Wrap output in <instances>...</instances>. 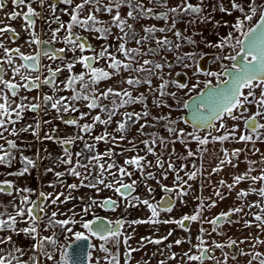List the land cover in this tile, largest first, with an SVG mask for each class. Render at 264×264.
<instances>
[{
    "label": "snow or ice",
    "instance_id": "obj_1",
    "mask_svg": "<svg viewBox=\"0 0 264 264\" xmlns=\"http://www.w3.org/2000/svg\"><path fill=\"white\" fill-rule=\"evenodd\" d=\"M36 2L40 4L41 8L46 3L48 4L53 20L46 21V23L51 24L54 22L59 25L57 28L51 30L49 40H41L40 34L35 30L37 19L41 18V14L32 7V4ZM12 3L17 8L26 7L27 11H13L9 14L8 19L15 21L21 18L24 21L23 26L30 35V39L26 43L29 47L36 45L37 50L34 55H26L21 52L19 47L9 49L3 42H0V49L3 50V58L0 59V140L5 142L0 144V166L12 168L14 161L17 159V156L14 154L16 152L21 153L20 163L22 164L21 168L14 172L10 171L7 175L15 177L30 175L33 170L39 168L41 158L39 152L36 153L35 158L23 155L22 149L19 148L16 140L9 139L8 136H5V133H8L9 136L19 137L22 133L31 132L41 142L44 140H57L61 145H71L76 140L84 139L82 135L58 139L49 133H45L41 137L39 120L34 125L21 124L17 128L16 125L24 119L25 112L39 113L42 108L47 112L50 108L57 113V119L64 120V117L60 115L61 112H68L69 110L79 111L74 106V102L86 101L85 106L88 109H99L100 113L105 114L107 118L102 119L101 114L98 113L92 116L93 122L91 124L85 123L81 125L76 120H64V122L76 125L80 128L81 132L90 134L96 124L104 125L107 128L112 123L113 117L119 113L120 108L141 104L143 105L141 112L122 113L123 119L117 122L115 129L116 132L120 133L119 137L111 135L105 130L102 135L95 136L94 140L97 143L102 141L105 144L111 143L119 146L118 141L126 140V133L133 125L140 124L141 120H144L145 123L140 124L137 131L142 136H150L151 139L141 141L145 146V155L138 154V145L134 140L128 141L132 147L125 149V151L136 152L137 154L125 158L123 165L118 164L113 157L117 155L122 156L124 152L117 153L114 147H109L105 152L99 153L96 151L94 144L85 142L84 148L88 152L94 153L90 157L85 158L86 163L79 159L82 153L75 154L77 159L73 163L72 153L65 147L63 149L64 156L58 158L54 163L70 166L67 168L66 173L56 171L52 166H46L43 174L53 173L58 179L65 174H70L77 178L80 181L79 184L64 185V182L60 181V184L67 189V193L65 191H53L49 193L40 191L38 197L34 200L31 198L35 194L34 189L29 187L20 188L13 181L7 179L0 181V194L11 197L15 192V197L9 201L7 206L0 205V208H2L0 210V264H43L44 261L51 262V264H70V255L67 249L72 248V245L70 243L61 244L59 240L60 235L64 236L65 241L74 238L75 241L81 242L77 245V248L73 249V252L76 253V264H80L85 255L86 242L93 237L103 242L100 244V250L106 253L104 257L106 264H120L118 251L114 253L106 245L111 244L112 247L119 249L121 237H123L126 256L130 261L133 252L141 251L147 244H162L173 235L174 231L169 230L167 235L158 239H153L151 236H143L138 241L140 246L132 248L129 244L132 236L121 231L125 224L133 232H135L134 226L136 225H149L158 231L156 226L162 224H176L179 228L189 231L186 222L188 224L199 223L201 225L199 229L201 235L197 236L198 242L192 244V248L185 252L181 259L186 257V264L193 261L198 262V264H205V260L214 261L215 264H228L229 254L224 249L238 247L237 240L229 238L226 244L213 240L211 245H209L208 241L204 239L203 234L207 233L210 236L211 232H208L203 225L205 223L210 224L212 232L224 235V224L232 225L240 222L238 219L233 220L232 217L244 212L245 205L243 201L250 194H256L260 199L248 204L247 208L249 210L256 208L259 209V212L252 213L253 221L256 222L255 225H253L252 221L244 220L243 226L245 228L255 226L257 229L264 231V167L259 169V175H252L251 173L257 169L250 166L245 173L235 175L232 183L221 179L218 185L212 186V196L203 197L201 195L196 197L198 203L192 214H184L179 219H161V212H173V209L176 207L174 201L179 200L181 204L186 203L184 198L189 195V192L185 189L186 187H191L190 182L205 177L206 169L204 165L202 163L197 165L196 160L203 159L207 146L210 143H223L230 139H237L235 136L237 129L233 127V129L229 130L223 123L225 115L233 120H239L244 112L248 110L247 106L255 105L257 111L251 117L245 118V126L256 135L255 137L247 134L241 135L238 137V142L254 143L255 140H261L264 137V132L259 131L264 129V123H258L257 121L258 116L264 117V0H212L211 4H208L206 0H199L197 4L191 3L190 0H181V3L177 6L168 8L167 11L159 14H155L153 8L145 7L138 0H109V3L104 4L102 9L100 6L101 0H82L81 3L76 4L71 9L70 21L67 23L63 22L56 15L58 5L57 3H53L52 0H30V2H26V0H12ZM59 3L71 6L73 5V0H59ZM149 3L167 8V0H149ZM86 5H91L94 11L90 10L86 17L81 18V13ZM3 7L4 4L0 3V9ZM122 7L129 9L127 18H122L121 16L120 9ZM101 10L107 14H111L115 10V15L112 16L110 22L111 26H107L105 22L98 20L96 13ZM61 11L69 14L67 9H61ZM169 12L174 14L170 27L156 28L154 25L144 27V35L140 39L135 40L139 47H126L127 43L138 35L133 25L128 23V19L138 21L145 18H155L163 19L167 22ZM216 12L228 17H232L234 13H238V15L231 21L224 20L223 18L218 20L214 15ZM150 13L153 14V17H149ZM186 14L193 17V19L187 21L189 25L199 22L201 24L211 23L214 29H219L220 27L229 28L230 30L227 35L219 36L217 32L218 41L214 44L206 43V46L218 48L221 52L225 48H231L235 51V55L229 54L218 57V59L232 62L230 68L224 65L223 74L228 76L229 79H220L221 73L219 72H205L204 75L217 78V85L211 86V81L206 82L205 88L208 91L194 97L191 104L187 101L183 104L184 108H191L194 129L208 130L207 135L203 137L196 130L185 132L184 129H178L175 127L177 121H173L170 116H152L151 111L148 109V97L144 93L133 96L132 92L127 89L116 91L110 87L100 91L95 87L101 81L110 80L114 75H120L121 69L127 72H135L138 75L129 77L127 80H122L121 83L133 88H139L141 85L146 84L148 85V92L153 96V103L157 108H171L162 98L171 96L175 99L176 94L166 91L168 82L160 74L165 64L168 67H171V64H168L166 57L163 64L149 59H145L141 64L138 57L158 55L161 50L178 52L182 47L180 43L174 44L166 35L162 38H157L155 34L156 32L165 33L172 31V29L176 28L177 22L182 20ZM77 27L85 32L99 34L95 38L105 41L112 35V27L118 28L122 35L116 37L120 41L116 52L122 54L127 62L118 59L114 53L109 51L111 45H105L97 52L90 44L82 42L85 38L73 31ZM62 32L64 33L63 36L60 35ZM4 33H12L14 39L19 37V33L9 26L0 27V36ZM174 35L178 41H185L189 45H196L198 43L192 36H185L179 30L175 31ZM194 35H201V33H195ZM149 41H154L156 47H149L146 52L142 51L143 46L148 44ZM57 42H63L65 47L51 50L45 48L46 45ZM77 51L81 53L80 56H76ZM85 51H91L93 55H83ZM68 52L72 53V59L63 63L62 67L57 66L53 69L49 65H41V56L53 61L57 59L64 61ZM60 53H64L65 55L61 56L59 55ZM192 56L193 53L177 55V61L182 63L185 59H191ZM17 58L22 63L17 64ZM101 59L107 62V69L94 66ZM76 64L82 65L86 71L79 74L73 73ZM184 66L188 67L189 65L185 64ZM42 68L46 69L48 73L43 79H41ZM65 70L70 75L65 81L60 82L64 85L61 88L57 84L56 78L58 74ZM8 71H11L12 76L10 79H5ZM139 74H143V78ZM86 76L88 79H86ZM17 77H19V80L16 79ZM153 77L161 81L159 87L155 89L152 87ZM77 84L80 85L79 90L75 87ZM42 85L51 86L54 93L53 95L45 94L42 97V103L33 102L40 101L41 97L39 96L30 99L26 95H20L21 89L31 92L39 90ZM198 86L199 82L193 85V90ZM179 87L187 88L188 85L180 84ZM245 89L248 90L247 94L244 92ZM256 89H260L259 97L256 95ZM61 91H71L73 94L70 97L55 95L56 92ZM109 98H111L112 108H108L101 103L102 99ZM25 101L28 102L25 103ZM90 114V112L82 113L81 119ZM149 117L156 121V123L163 122L164 129L169 136L165 137L158 132H145L146 128H154L156 126V124L147 123ZM216 121H220L219 128L216 127ZM43 123L48 124L51 121L45 120ZM184 123H188V121L185 120ZM220 129H224L223 135H212V130L219 131ZM53 131L56 130L53 129ZM192 142H195L198 146L195 151L189 147ZM177 143L183 146L186 155L177 152L175 147ZM241 151V149H234L229 152L227 149H224L222 158H219L218 163L207 173L209 178L208 183L211 184L210 177L222 172L225 166L237 167L236 164H233V159H238ZM254 151L258 152L259 150L255 149ZM149 156L153 157V159H149ZM177 160L181 161L179 165L176 163ZM184 161H191L190 166L188 163H184ZM248 163L252 165L256 162L249 161ZM260 163L264 164V156H262ZM129 168L132 170L130 171ZM79 169H84V171L82 172ZM170 175L172 176V186L162 182L167 181ZM125 178L130 182H125ZM149 181H154L164 193L168 194L164 200L155 201L154 193L156 189L152 187ZM244 181H250L251 183L248 190L237 192V199L241 201L240 206L230 208L227 212H220L215 217L209 218L205 216L206 212H210L217 206L218 200L222 201L226 199V195L220 191L221 188H227L230 193L237 185ZM138 185H143L151 199L134 195ZM256 185H259V187ZM101 186L119 194L125 202V208L145 207L150 213L149 217L147 219H135L132 221L118 219L115 221L108 220L107 222L99 217L92 220L85 219L84 217L89 214L94 215L92 212L94 207L111 211H116L119 207L117 200L111 198H106L102 202H99L93 197H88L87 201L84 202L85 197L73 195L81 187L95 189L99 192L103 190ZM47 187L55 189L57 185L55 182H52ZM203 187L204 185L201 184V190H203ZM75 200L84 202L79 213L75 207L68 208L67 211H60L61 205H66L70 201ZM9 208H11V211H8ZM48 209H52L50 215ZM77 216H80L79 220L76 219ZM58 217L64 218L60 219ZM21 224L27 226H20ZM41 224L44 225L43 229H41ZM77 224L86 230V232L74 231ZM56 229H59V232ZM42 231H50L51 234L42 235ZM13 234L16 236H20L21 234L27 236L32 241L29 248L25 249L17 246L16 241L13 239ZM254 239L253 248L257 244L264 245V239H260L259 235ZM245 242L242 240L239 243ZM183 243L191 244V239H177L174 241V244L177 246ZM167 247L170 250L173 245L170 243ZM192 249H196V254L192 253ZM216 249L221 251L223 259L215 256ZM57 253H59V259H57ZM240 254L251 257L249 264L257 260L258 264H264V253L262 252L245 253L241 250ZM176 256V253H172L168 259L175 260ZM88 258L91 259V254H88ZM231 259L235 260V255ZM96 264H99L98 260ZM145 264H148V262L145 261ZM159 264H166V261L161 260Z\"/></svg>",
    "mask_w": 264,
    "mask_h": 264
},
{
    "label": "flooded vegetation",
    "instance_id": "obj_2",
    "mask_svg": "<svg viewBox=\"0 0 264 264\" xmlns=\"http://www.w3.org/2000/svg\"><path fill=\"white\" fill-rule=\"evenodd\" d=\"M26 2H30V0H26ZM53 3H57L58 7H57V13L56 15H58L60 17V19L67 23L70 21V13H71V9L73 7H75L76 4H79L82 2V0H73V5L68 6V5H64L62 3H59V0H52ZM139 3H142L145 7H151L154 9V13L155 14H159L161 12H165L168 10V8L171 7H175L177 6L179 3H181V0H177L176 4H173V0H167V8L164 7H160L158 5H154V4H150L149 0H138ZM191 3L193 4H197L199 2V0H190ZM206 2L208 4L212 3V0H206ZM0 3L4 4V7L2 9H0V21H2V23H0V27H4V26H9L12 27L16 30L17 33H19V37L15 38L13 37L12 33H4L2 36H0V42H3L5 44L6 47H8L9 49L12 48H16L19 47L21 52H23L24 54H35L36 50H37V46L36 45H32V47H29L28 44L26 43L27 40L30 39V35L29 32L25 30L24 28V21L21 18H18L17 20L13 21L8 19L9 14L13 11H22V12H26L27 8L23 7V8H17L13 5L12 0H0ZM109 3V0H101V9L103 8L104 4ZM32 7L41 14V18L37 19V23H36V31L40 34V38L41 40H49L50 39V35H51V30L57 28L59 25L56 23H51L48 24L46 23V21H50L53 20V17L51 15V12L48 8V4L46 3L44 5L43 8H41L40 4L38 2L33 3ZM61 9H67L69 14H65L64 12L61 11ZM94 11V8L91 5H86L85 9L83 10V14H85L84 17H86L89 14V11ZM127 10V11H125ZM129 11V9L127 7H122L120 9L121 12V16L122 18H127V12ZM81 13V14H82ZM98 20L105 22V25L107 26H111V19L112 16L115 15V10L111 13V14H107L105 13L103 10H101L100 12L96 13ZM173 13L169 12L168 18L171 19L173 18ZM214 15H216V13H214ZM238 15V14H237ZM236 16V14L234 13L232 17H228L225 16L223 14L219 15L218 18L221 19L223 18L224 20H233L234 17ZM149 17H153V14L150 13ZM187 17V14L183 17L182 20H180L179 22H177L176 24V28L175 29H180L182 27H180V25L184 24L183 28H187L186 25L187 23L184 22L185 19ZM82 18V17H81ZM172 20V19H171ZM143 21L148 22L151 26H155L156 28H164V27H170L172 22H170V25L166 24V22L163 19H155V18H145V19H140L138 21H133L131 19H128V23L132 24L135 31L139 30V26L140 23H142ZM184 22V23H183ZM203 27V37H202V41H201V45H203L206 41L209 43H216L218 41V36H217V32L219 33V36H225L227 35V33L229 32V28L226 27H220L219 29H212L211 27L212 24L211 23H207V24H202ZM76 29V30H75ZM174 29V30H175ZM116 30H119L116 27H112V35L109 36V38L105 41L103 39H96L95 37L99 34L96 33H90V32H85L80 28H74V32L78 33L79 35H81L82 37H84V43L86 44H90L92 46V48L96 49L97 52H99L101 49L99 48V45H97V42L103 44V46L105 45H109V44H117L119 45L120 41H118L115 37H114V32ZM127 30V29H126ZM173 30V29H172ZM61 36L64 35V33H60ZM122 35V34H121ZM135 39L131 40L130 42L127 43L126 47H128L132 42H134ZM107 43V44H106ZM151 42L149 41V44ZM152 45V44H150ZM65 47V44L63 42H57L54 44H48L45 46L46 49H59ZM230 50H232L231 48H226L223 50V52H221V50L217 49L215 51L212 52V54H206L204 56L201 57V66H202V72H208L210 70V68H207V63H210L212 61L214 62H218L217 60H222V66L223 69L220 71L221 73V77L220 79H225V75L224 73V65H227L229 68L231 67V61L228 60H223V59H218V57L221 56H227L229 54L231 55H235L230 53ZM113 52V51H110ZM59 55L64 56V53H60ZM81 53L79 51L76 52V56H80ZM83 55H93V53L91 51H85L83 53ZM119 56H117L118 58ZM3 58V50L0 49V59ZM72 59V53L68 52L66 55V60H71ZM61 60L57 59V60H50L47 59L44 56H41V65H49L51 66L53 69H55L57 66H63L60 65L59 62ZM16 63H22V61H20L18 58L16 60ZM95 67H103L105 69H107V62L103 59L99 60L97 63L94 64ZM67 70H65L66 72ZM86 70L82 67V65L80 64H76L75 68L73 69V72L75 74H79L81 72H85ZM68 72V71H67ZM63 73V72H62ZM62 73L58 74L57 78H56V82L57 80L62 76ZM47 70L42 68V75H41V79L44 78V76H47ZM12 76L11 71H8L7 74L5 75V79H10ZM113 78V77H112ZM17 80H19V77L16 78ZM86 79H88V77L86 76ZM111 80V79H110ZM102 82V81H101ZM218 83V81L216 80V84ZM100 84V83H99ZM212 84V83H211ZM214 84V85H216ZM75 87L77 88V90L80 89V85L77 84L75 85ZM97 88V86H95ZM44 88H52L51 86H45L42 85L41 88L39 90H33L31 92H27L23 89L20 90V95L21 96H28L30 99L32 97H36L39 96L41 97V90ZM100 91L106 90L104 88H97ZM116 91H118L117 89H115ZM202 90H200L198 93H200ZM196 93V94H198ZM196 94H194L193 96H195ZM192 96V97H193ZM191 98V97H190ZM18 99V98H17ZM28 101H25V103H27ZM33 102H41L42 103V98L40 101H33ZM77 104L76 108L79 109V111H71L69 110L68 112H61L60 115H62L64 117V120H76L79 124H91L92 121V116L97 115L98 113L100 114V110L99 109H95V110H90L88 108H86V101H79V102H74ZM101 103L103 105H106L108 108H112V102H111V98L109 99H102ZM83 109L85 111H83ZM90 112L91 114L89 116L84 117L83 119H81V114L82 113H88ZM101 115L103 116L104 119H106V115L101 113ZM118 115V114H117ZM116 115V116H117ZM46 116L48 118L49 121H51V123L48 124H53L51 130L47 131L44 129L43 125H42V118ZM116 116L113 117L112 123L107 126V128H105L104 125H99L96 124L95 128L91 131L90 134L88 133H84L81 132L80 128H75L73 131H67V130H63L60 131V129H58L59 125H64L66 127H71V126H76V125H72V124H68L65 123L64 120H60L57 119V113L55 112V110H51L50 108L47 110V112H45V110H42L39 113H33V112H25L24 113V119L22 121H20L16 127L19 128L21 126V124L23 125H28V124H35L38 120L40 121V135L41 137L44 136L45 133H49L55 137H57L58 139H64V138H68V137H76L77 135H82L84 137L83 140H76V142L74 144L71 145H61L60 143L57 142V140H44L43 142L37 140L32 134L31 132L28 133H22L19 137H13V136H9L8 133H5V136H8L9 139H14L16 140L18 146L20 149H22V154L28 156V154H34L36 156V153L39 152V156L41 158L40 163H39V168L37 170H33V172H35L36 174H39L41 176L44 170V168L46 166H52L55 168L56 171L59 172H65L68 167V165H57L54 162L60 158L64 156V151L63 149L65 147H67L70 152L72 153L73 156V163H75L77 157H76V153H82V155L79 157V159L82 162H87L86 161V157H90L91 155H93L94 153L88 152L85 148H84V144L85 142H87L88 144H94L95 145V149L97 152L99 153H103L105 152L109 147H114L117 153H119V151L117 150V146L113 145V144H105L104 142H96L94 140V137L97 135H102L105 130L111 134V135H115L117 137H119L120 133L116 132L115 129L117 127V122L118 120L116 119ZM184 121V119H183ZM258 121V119H257ZM217 122V121H216ZM215 122V123H216ZM259 123V121H258ZM186 124V123H185ZM101 126L100 131H97V126ZM187 125V124H186ZM63 126V127H64ZM189 126V125H188ZM193 128V127H191ZM53 129H55L56 131H53ZM71 129V128H70ZM245 129L248 130V132H252L250 129L246 128ZM197 130V129H196ZM215 131V130H213ZM5 143L3 140H0V144ZM128 153V152H124ZM133 153L132 155H136V152H130ZM17 156L16 161H14L13 163V167L12 168H6L3 166H0V174H7L8 172H10L12 169H14L15 171L18 170L19 168L22 167V164L20 163V158H21V153L16 152L14 153ZM123 154V155H124ZM138 154L139 155H145V151L140 152L139 153V147H138ZM130 155V156H132ZM129 156V157H130ZM128 158V157H127ZM149 159H153V157L149 156ZM107 159V158H105ZM113 159H115L117 161L118 164L123 165V161L125 158H121V155H117L115 157H113ZM119 160V161H118ZM91 167V166H90ZM84 170V169H79ZM129 170L131 171L132 169L129 168ZM113 171H115V169H113ZM153 171H155V169H153ZM138 175V174H137ZM181 175H183V173H181ZM70 174H65L64 176L58 178H53V181L60 184V181L62 180L64 183H68L69 184V180L71 179ZM135 178V177H134ZM109 179H111V177H109ZM2 181V180H0ZM125 182H130L128 181L127 178H125ZM163 183L172 186V177L171 175L169 176V179L167 181H162ZM149 183L152 185V187H154L156 189V192L154 193L155 196V201H161L164 200L166 198V196L168 195L167 193H164L160 187L154 182V181H149ZM15 184V183H14ZM45 186V182L42 179H39L36 183H30L29 188H32L35 190V194L32 195L33 198L32 199H36L38 197V191H44L46 189H44ZM101 188H103V186H101ZM187 190V189H185ZM63 191V190H62ZM82 191V192H81ZM67 193V190L66 192ZM85 194V201H87L88 197H93L95 198L97 201L102 202L104 199L106 198H111L113 200H117L119 207L117 208L116 211H111L108 209H103L100 207H94L92 209V212L94 213V215L89 214L86 217L88 218L87 220H92L96 217L99 218H105L107 220H118V219H123L126 221H132L135 219H147L150 215L149 211L145 208L144 210H140V206L139 208L136 207H128L125 208V202L123 201V199L119 196V194L115 193L113 190L107 189V188H103L102 191L97 192L95 189H90V188H84L81 187L79 191H76L73 193L74 196L80 197V196H84ZM134 195H139L141 198H149L151 199V197L149 196L147 190L143 187V185H138L137 186V190L134 193ZM63 199V198H62ZM153 201V202H155ZM84 202H80L79 200H75V201H70L68 204L66 205H61L60 206V211H67L68 208H72L75 205H80L82 206V204ZM175 202V201H174ZM146 209V210H145ZM52 209H48L49 215L51 214ZM141 211V212H140ZM146 212L147 214L145 215H141L142 213ZM136 214V215H135ZM60 219H63L64 217H58ZM167 218H171V213H165V212H161V219H167ZM77 219V218H76ZM80 219V217H79ZM186 225L188 226V228L190 229V227L193 225V223L188 224V222L186 223ZM144 226L145 225H136L135 227V232L132 231L131 228H128V225L125 224L124 228L121 230L122 232L129 234L132 236V239L129 241V244L131 245L132 248H137V244L138 241L140 240L141 237L143 236H148L147 233H145L144 231H142L141 229L144 230ZM149 226V225H147ZM128 228V229H127ZM59 231V229H58ZM87 234V233H86ZM74 240V239H73ZM72 240V241H73ZM92 240H99L95 237L90 238V242H91V248H90V254H92L93 251V242ZM122 240V244H123V237H121ZM70 241V242H72ZM100 241V240H99ZM69 242V243H70ZM101 243H103L101 241ZM162 246V244H160ZM107 247H109L111 249L112 252H117L119 253L120 256V264H145V261L148 262V264H159V262L161 260H163L162 258L160 259V255H157L156 257H152L151 254L149 253L148 255H140L137 252H133L132 253V258L129 261L127 256H126V248L124 246V244L122 245V249H115L110 247V245H106ZM151 244H147V248L146 250L150 249ZM163 247V246H162ZM163 254V253H162ZM158 257V258H157ZM160 259V260H159ZM149 260H152V262H149ZM165 260V259H164ZM206 261V260H205ZM89 264L91 263V259H89Z\"/></svg>",
    "mask_w": 264,
    "mask_h": 264
},
{
    "label": "rangeland",
    "instance_id": "obj_3",
    "mask_svg": "<svg viewBox=\"0 0 264 264\" xmlns=\"http://www.w3.org/2000/svg\"><path fill=\"white\" fill-rule=\"evenodd\" d=\"M176 3H177V0H173V4H176ZM145 6H147V5H145ZM125 11H127V10H125ZM84 16H85V14L82 13L81 17L84 18ZM171 19L168 18L166 24L170 25V22H172ZM191 19H193V17L190 15H187L184 22L187 23V21L191 20ZM147 26H151V25L146 21H143L142 23H140L139 30L136 31V33L138 34L136 36V39H140V37H142L144 35L143 29H144V27H147ZM183 26H184V24L180 25V27H182L180 29H175V30L173 29L172 31H168L165 33L156 32V34H155L157 38H162L166 35L169 40L173 41L174 44L177 42L180 43L182 45V47L179 49L178 52L177 51L168 52V51L161 50L158 55H146L143 57H138V60L141 64L143 63V61L145 59L153 60L157 63L163 64L165 57L167 59L168 64H171V67H168L167 64H165L162 72L160 73L161 75L164 76V79L168 82V87H167L166 91L169 93L174 92L176 94L175 99L172 98L171 96H165L162 98L164 101H166V103L168 105L171 106V108H169V107L157 108L155 106V104L153 103V96L148 92V85L144 84V85H141L139 88H133L132 86L121 83L122 80H127L129 77H134V76L138 75L135 72H127V71H124L123 69H121L120 75H114L111 80L102 81V82H100V84H98L96 86H97V88H104V89H108L111 87L113 89H117L118 91H122L124 89H127L128 91L132 92L133 96H138L140 93H144L145 96L148 97V99H147L148 109L151 111L152 116H160V115L170 116V118L173 121H177L175 127H177L178 129H184L185 132H192L196 129L191 128L190 126L186 125L183 121V115L186 114V108L183 107V104H184V102L188 101L190 99V97H192L194 94H196L200 90H202L205 87L206 82L211 81L212 84H216L217 78L213 77V76L204 75L205 72H202V70H201L202 66L200 64L201 60H202L201 57L206 55V54H212V52L215 51L216 48L206 46V43H209L207 41L203 45H201V41H202V37H203V32H202L203 27H202L201 23L197 22L194 25H189L187 23V25H186L187 28H183ZM177 30L182 32L185 36H192L195 40L198 41V43L196 45H189L185 41H178L174 35V32ZM195 33H201V35H194ZM121 34L122 33L120 32V30H116L114 32V37L116 38L118 36H121ZM150 42H151L150 44H152V45H150L149 43L145 44L141 50L146 52L149 47H153V48L156 47L154 41H150ZM103 44H105V43H103ZM103 44L97 42V45H99L100 49L103 47ZM109 45H111V47L109 48V51H113L112 53H114L116 56H119L118 59H120L124 62H127L125 60V57L122 54L116 52V48L118 47L117 44H109ZM137 47H139V46L136 44L135 40H134V42H132L128 46V48H137ZM185 53H193V56L191 57V59H185L182 63L177 61V55H183ZM230 53L235 54V51L232 49V50H230ZM68 61H70V60L65 59L64 61H60L59 64L63 65V63H66ZM217 61L218 62L212 61L210 63H207V65H206L207 68H210V70L208 72H219L220 73V71L223 69V66H222L223 63H222V60H220V61L217 60ZM185 64H187L189 66L185 67L184 66ZM134 66H138V65H134ZM69 75H70L69 72L64 71L62 73V76L57 80V84H59V86L61 88H63L64 85L60 82L65 81L69 77ZM139 75L141 76V78H143V74H139ZM198 82H199V86L197 88H195V90H193V85H196ZM160 84H161V81L156 79L155 77H153V79H152L153 89L159 87ZM180 84H187L188 87L187 88H181V87H179ZM247 91H248L247 89L244 90L245 94H247ZM40 94H41V98H42L45 94L53 95L54 93H53L52 88H44L41 90ZM72 94L73 93L71 91H61V92L55 93L56 96H68V97H70ZM259 94H260V89H256L257 97H259ZM157 97H158V93H157ZM74 106L76 107L77 104L74 103ZM247 107H248V110L246 112H244L241 119L233 120V119L227 117L226 115L223 119V123L227 126V129L231 130V129H233V127H235L237 129V131L235 132V136L237 139L236 140L230 139V140L225 141L223 143H220V142L210 143L207 146L208 151H206L203 154V158H205V160H206L207 155H205V154L208 153L209 151H215L214 154H215L216 160L214 161V163L216 165L218 163L219 158H222L224 149H227L229 152H231L234 149H241L242 150L240 152L239 158L233 159V164H236L237 167L233 168L232 166H225L223 171L219 173V177L222 176V178L224 177L223 179H226L227 177L232 178L235 175L243 174L246 171H248L250 166L257 169L256 171H253L251 174L252 175H259L260 174L259 169L264 167V164L260 163L262 156H264V137H262L261 140H255L254 143L253 142H238V137L241 135L247 134V135H253V137H255V135H256L255 133L248 132V130L245 129V118L251 117L257 111V108L255 107V105H250ZM142 110H143V105H141V104H134V105L127 106L124 108H120L119 113L116 116V119L118 121H121L123 119L122 113H124V112H137L138 113V112H141ZM83 111H85V110L83 109ZM237 115H239V113H237ZM101 117H102V119H104L102 115H101ZM257 119H258L259 123H264V117L258 116ZM45 120H48V118L46 116H44L42 118V125H43L45 130L49 131L52 128H54V127H52L53 124H44L43 121H45ZM143 123H145V121L141 120L140 124H143ZM147 123L156 124V126L154 128H146L145 132H148V133L158 132L165 137L169 136V134L164 129L163 122L156 123V121L152 120L151 117H149L147 120ZM140 124H135L130 128V130L126 133V136H127L126 140L118 141L119 146H117L118 147L117 150L119 152H121V151L128 152V151H125V149L132 147V145L128 143V141H130V140H134L135 143L138 145L139 153L144 151L145 146L141 143V141L145 140V139H151V137L140 135V133L137 131V129L140 127ZM219 124H220V121H217L216 122L217 128H219ZM99 125H101V124H99ZM99 125L97 126V131H100V129H101V126H99ZM63 126L64 125H59L58 129H60V131H63V130L73 131L77 127V126H71V127L64 126L63 127ZM77 128H79V127H77ZM196 131H198V134L201 135L202 137L207 135V132H208V130L207 131L196 130ZM259 131L264 132V129H261ZM223 134H224V129H220L219 131H216V130L213 131L212 130V135H214V136H220ZM259 143H260V146H262L261 148L258 145ZM175 147H176L177 151H180L183 155H186V152H185L182 145L177 143L175 145ZM189 147H191L195 151L198 146L195 142H192V143H190ZM255 149H258L259 151L258 152L254 151ZM132 154L133 153H130V152L125 153L124 155L121 156V158H127ZM199 161H201V160L200 159L196 160L197 165L201 164V162H199ZM249 161H255L256 163L249 165V163H248ZM184 162L188 163L187 161H184ZM208 164H209L208 162L205 163V165H208ZM81 171L83 172L84 170H81ZM44 179L46 180V178H44ZM72 183L79 184L80 181L77 178L71 176V179L69 180V184H72ZM246 183L249 184L251 182H246ZM44 189H46L45 190L46 193H49V192H47L48 188L46 186H44ZM222 189H225V188H222ZM54 191L57 192V190H54ZM38 193H39V191H38ZM83 197H85V194ZM184 199H185L186 203H184L183 206H180L181 202L178 200L177 208L173 209V213H171L172 219H179L183 215L182 211H181L182 207L185 208L187 206V203L193 202V201H191L190 196L189 197L187 196ZM259 199H260V197L258 195L250 194L245 199V201H248V204L249 203L251 204V203H253ZM74 207L76 210L81 211L82 206L75 205ZM141 209L144 210L143 206L140 207V210ZM247 210H248V214H247L246 218L249 221L254 222L252 213H254V212L258 213L259 209L253 208L249 211V209L247 208ZM145 214H147V213L144 212L141 215H145ZM205 214L211 215L210 212H206ZM79 217L80 216L76 217L77 220H79ZM239 217H242V219H243V216L236 214L235 220L238 219L240 221ZM84 218L88 219L87 217H84ZM239 223H240L239 225H241L243 222H239ZM255 223L256 222H254L253 225H255ZM43 227H44V225L41 224V229H43ZM156 227L158 228V231L154 230L153 227L150 228V230L148 231V232H151L152 236L154 235V237H152L153 239L162 238L163 236L167 235L169 230H174L173 235H172L173 237H177L178 234L181 235L180 233L182 232L181 228L177 227L176 224H167V226L162 224V225H158ZM200 227H201V225L199 224V228L197 231L194 232V234L196 233L198 235H201V233L199 231ZM203 227L205 229H207L208 232H211L210 236L207 233L203 234L204 239L206 241H208V243H210L209 245H211L212 239L215 240V235L214 236L212 235V233H213L212 227L207 226L206 223L203 225ZM141 230L144 231L145 233L147 232L145 229L144 230L141 229ZM244 230L245 229L240 228V226L229 227L228 224H225L223 227L224 235H218L217 234V242L218 243L226 244L228 242L229 238H231V239L236 238V240L238 242V249H235V251H234V250H231L229 248H225V252H227L229 254V257H232L234 255V253H236V254L241 253V249H239V246L241 247L242 243H239V242L242 240L244 241V239H242V238L245 235V232L248 231L247 229L245 231ZM56 231L59 232L58 229H56ZM74 231L86 232V230L82 229L79 226V224H77L75 226ZM251 231H253V230H251ZM240 232H241V235L239 234ZM50 234H51L50 231H47V232L42 231V235H50ZM194 234H193V236H194ZM214 234H216V233H214ZM172 236L168 240L164 241L162 243V246L165 249V254H167L166 257H169L172 253H176L177 256H176L175 260H172V259H169L168 261L165 260L166 264H186V258L181 259V257L183 256V254L185 252L189 251V249L192 248V244H196L198 242L197 238L194 241L195 236L193 238H190V235L188 234L187 239H189V238L191 239V244L186 243L185 245L181 244V245L177 246L174 244V241H175L174 239L171 242ZM73 239L74 238L70 239L69 241H65L63 235L59 236V240H60L61 244L69 243ZM92 242H93L94 247H93V251L91 254V263L96 264V262L98 260L99 264H106V261L104 260L106 253H104L100 250L101 241L92 240ZM170 243L173 245V249L171 248L172 250H169L167 247V245ZM109 245H110V247H112L111 244H109ZM122 245L123 244H122V240H121V244L119 247L120 250L122 249ZM112 248H114V247H112ZM192 253L196 254V249H192ZM241 256L243 257L244 255H241ZM57 259H59V253H57ZM162 259H164V258H162ZM179 259H180V261H179ZM43 264H51V262L44 261ZM188 264H198V262L193 261V262H188Z\"/></svg>",
    "mask_w": 264,
    "mask_h": 264
},
{
    "label": "crops",
    "instance_id": "obj_4",
    "mask_svg": "<svg viewBox=\"0 0 264 264\" xmlns=\"http://www.w3.org/2000/svg\"><path fill=\"white\" fill-rule=\"evenodd\" d=\"M235 14L237 15L238 13H235ZM219 15H221V13L216 12L215 18L218 19V20H219V18H218ZM211 28L213 29V27H211ZM258 145L260 146V143ZM261 147L262 146H260V148ZM177 152L180 153V154H182L180 151H177ZM214 153H215V151H209L208 153L205 154V155H207L206 156V160H205V158H203L201 161H199V162H201L204 165V168L206 169V171H205V177L204 178H198L196 181L190 182V184H191V187L190 188H187L186 187V189H187L186 191L189 192L188 197L190 196L191 197V201H193V202L187 203V206L185 208L182 207L183 210L181 209V211H182V214L183 215L184 214H189L190 215V214L193 213V210L196 208V205L198 203L196 197L201 196V195L203 197L212 196L213 195L212 186L218 185V182L221 179L224 178V177L222 178V176L219 177V173L218 174H214V175H212L210 177L211 184L208 183V179L209 178H208L207 173L215 165L214 161L216 160V158H215V154ZM28 156L29 157H32V158H35V155L34 154H28ZM187 162H188V164L189 163L191 164V161H187ZM207 162L209 164L208 165H205V163H207ZM176 163L179 165L181 163V161L177 160ZM11 171L14 172L15 170L12 169ZM43 172H44V170H43ZM44 178H46V180ZM53 178H55V176H54L53 173H48L47 175H44L42 173L41 176H40L39 174H36L33 171L31 172L30 175H26L25 177H15V176H9L7 174H0V180H5V179L11 180V181H13L15 183V185H17L20 188L29 187L30 183H36L39 179H41V180L43 179L44 182H45V186L47 187V185L49 183L54 182L53 181ZM232 178L227 177L226 179H223V180L227 181L228 183H232L233 182V179ZM246 182H250V181L241 182L230 193L228 192V189L227 188H225V189H222L221 188L220 191L223 194L226 195V199H224L222 201H219L218 200L217 206L212 209L213 211L212 210L210 211L211 215L205 214V216H207L209 218L215 217L220 212H227L230 208H234V207L240 206L241 205V201L237 199V192H239L240 190H248L249 189L250 183L247 184ZM67 184L68 183H64V185H67ZM201 184L204 185L203 190H201ZM56 185H57V187L55 189L50 188V187H47L48 188L47 189L48 190L47 192H53L54 190H57V192H59L60 190L61 191L63 190V191L66 192L67 189L65 187H63L61 184L56 183ZM256 186L259 187V185H256ZM35 196H36V194H35ZM14 197H15V192L13 193V196H11V197L10 196H7L5 194H0V205L7 206L8 203H9V201H11ZM80 197H83V195L80 196ZM31 198H33V196H31ZM213 198L216 199L215 197H213ZM243 204L245 205V210H244L243 213H239L240 216H243V219H242V217H239L240 218V222H243V223L241 225H239L240 223H238V224H232V225H228V226L229 227H232V226H234V227L240 226V228H243L245 230L246 229L248 230V231L245 232V235L242 238L246 242L245 243H242L241 244L242 246L241 247L239 246V249H241L245 253H248V252H256V251H259V252L264 253V245L257 244L255 248L252 247V244L255 242V239L254 238L257 235H259V238L260 239H264V231H261V230L257 229L255 226H253L251 228H245L243 226L244 220H248L246 218V216L248 214V210H247L248 201H245L244 200L243 201ZM175 205H176L175 208H177L178 200L175 201ZM180 206H183V204H180ZM0 210H2V208H0ZM8 211H11V208H9ZM76 211L79 212L80 210H76ZM171 213H173V212H171ZM232 219L235 220L236 219L235 216H233ZM20 226H27V225L21 224ZM207 226H211V225L210 224H207ZM150 228H152V226H147V225L144 226V229L147 231L146 233L148 234V236L150 235L151 237H154V235L153 236L151 235V232H148L150 230ZM198 228H199V224L194 222L193 225L190 227L189 231H185V230L181 229L182 230V232L180 233L181 235L178 234L177 237H173L172 236L171 242L173 241V239L174 240H177V239L187 240L188 234L190 235V238H193L195 236V238H194V241H195L196 238H197V236H198V234H196V233L194 234V232L197 231ZM251 230H253V231H251ZM214 233H216V232H213L212 235L213 236L215 235V241L217 242V233L216 234H214ZM193 234H194V236H193ZM239 234L241 235V232ZM13 239H14V241H16L17 246L22 247V248H25V249H28L29 246L32 243V241L27 236H24L23 234H21L20 236H16L15 234H13ZM233 239L236 240V238H233ZM213 240L214 239H212V241ZM183 244L185 245L186 243H183ZM137 246L139 247L140 245L137 244ZM146 248H147V246L144 247V248H142V250L139 251V252H137V253L140 254V255H144V256L145 255H148L150 253L152 257H156L157 255L161 254L160 255V259L161 258H164L166 261L169 260L168 257H166L167 254H165V249L161 245L151 244L150 249L146 250ZM172 249H173V247H172ZM172 249H170V250H172ZM235 249H238V247L232 248L231 250H234L235 251ZM224 251H225V249H224ZM153 253H155V255H153ZM234 255H235L236 259L233 260V259H231V257H229L228 264H249V260L251 259L250 256L244 255L242 257L241 254H236V253H234ZM215 256L218 257V258L223 259V256L221 254V251L219 249H216L215 250ZM179 261H180V259H179ZM149 262H152V260H149ZM205 264H215V262L214 261H211V260H206L205 261ZM252 264H258V260L257 261H252Z\"/></svg>",
    "mask_w": 264,
    "mask_h": 264
},
{
    "label": "water",
    "instance_id": "obj_5",
    "mask_svg": "<svg viewBox=\"0 0 264 264\" xmlns=\"http://www.w3.org/2000/svg\"><path fill=\"white\" fill-rule=\"evenodd\" d=\"M225 79H229L228 76L225 75ZM217 85V84H216ZM211 86H215L214 84H211ZM208 91V89H206L205 87L202 89V92H206ZM196 94L195 96L191 97L187 102H189L191 104L192 99L194 97L199 96V94ZM183 119L184 121H188V123H186L187 125H189L190 127H193V122H192V112H191V108H186V114L183 115ZM202 130H207V129H202ZM105 222H107L108 220L103 218ZM187 223V222H186ZM81 242H77L75 240H73L72 242H70V244L72 245V248L67 249L70 255V264H76V253L73 252L74 248H77V245L80 244ZM87 243V247L84 249L85 255L82 258V260L80 261V264H89V258H88V254H90V248H91V242L90 239L86 242Z\"/></svg>",
    "mask_w": 264,
    "mask_h": 264
}]
</instances>
